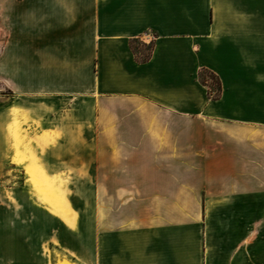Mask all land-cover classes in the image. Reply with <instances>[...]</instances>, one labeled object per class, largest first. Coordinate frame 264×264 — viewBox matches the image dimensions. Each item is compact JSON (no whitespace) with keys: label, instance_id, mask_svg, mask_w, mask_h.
Listing matches in <instances>:
<instances>
[{"label":"crops","instance_id":"crops-1","mask_svg":"<svg viewBox=\"0 0 264 264\" xmlns=\"http://www.w3.org/2000/svg\"><path fill=\"white\" fill-rule=\"evenodd\" d=\"M0 9L9 32L0 72L18 95L0 115L41 122L19 148L13 142L9 162L23 167L24 189L54 220L35 239L31 264H264V0H0ZM149 33L143 60L133 44ZM203 70L219 79L218 98ZM82 115L141 123L138 150L153 154L154 174L130 217L124 190L97 192L84 172L42 155L49 134L54 152L75 151ZM17 151L24 163L13 161ZM33 161L60 205L29 183L24 165ZM176 168L195 178L174 187ZM203 199L218 203L205 208Z\"/></svg>","mask_w":264,"mask_h":264},{"label":"rangeland","instance_id":"rangeland-1","mask_svg":"<svg viewBox=\"0 0 264 264\" xmlns=\"http://www.w3.org/2000/svg\"><path fill=\"white\" fill-rule=\"evenodd\" d=\"M4 10L0 9V64L4 58V49L9 42V32L5 31V24L1 20ZM149 34V40L141 37L134 41L133 47L139 57L147 56L152 49L155 34ZM5 75L6 73L0 72L1 109L7 107L10 96L12 98L9 100L12 101L18 96L14 95L15 90L6 85ZM200 75L201 82L208 86L209 97L218 98L220 94L218 95L217 76L209 70L201 71ZM211 94L218 95V97H213ZM63 116L49 115V118L50 120L53 119L52 121L58 120L60 122ZM69 116L71 117V115ZM79 119L82 141L75 151L54 152V144L58 141L49 134L47 150L41 154L47 161L57 165L58 170L67 168L76 173L84 172L94 181L97 192L99 189L102 192L106 188L107 192H111L113 195L115 192L124 190L130 198L122 201L124 210L121 213L122 216L130 217L136 210V191H147L150 184L146 181H151L154 174V169L151 166L153 154L141 149L138 150L141 137L135 133L141 128L139 119L136 115H82ZM69 121L74 122L71 118ZM46 124L48 132L51 133L53 128L48 123ZM40 129L41 122L33 119L30 115H0V264L33 263L30 261L37 259V251L39 250L38 241L35 239H38L41 230L47 229L49 224L54 223L52 216L46 211L41 212L35 206L30 193L24 189L23 167L9 162L14 142L13 132H17L21 141L25 142L29 140L27 132L32 134V131L35 133ZM121 130L123 135L120 134ZM131 132L133 134L127 135ZM226 141L227 143L231 142L230 140ZM121 144L122 146H119ZM23 146L25 144L22 143L20 148L22 149ZM31 155L35 160L37 159L33 154ZM198 159L199 156L193 154V165H196L194 160ZM186 170L198 169L192 167ZM181 171L183 172V169L176 168V176L173 179L174 187L180 181H190L195 178L194 174L179 175ZM105 180L107 181L106 184ZM69 188H72V185ZM69 201L75 208L81 204L73 192L69 194ZM114 202V209L117 207L119 209L120 200ZM143 202L144 206L149 203L145 200ZM187 202L189 206L195 203L193 199ZM199 203L205 208H215V203L218 202L203 199L199 200ZM216 219L215 215L210 216L209 222L210 220L216 222Z\"/></svg>","mask_w":264,"mask_h":264},{"label":"bare ground","instance_id":"bare-ground-1","mask_svg":"<svg viewBox=\"0 0 264 264\" xmlns=\"http://www.w3.org/2000/svg\"><path fill=\"white\" fill-rule=\"evenodd\" d=\"M13 140H14L15 145L19 148L21 140H20L19 135L16 132L13 133ZM25 160H26L25 156L22 155L19 151H17V153L15 154L13 158V161L17 163H24ZM24 170L28 175L29 183L35 189H37V191L41 192L49 202L53 204H57V205L61 204V201L56 193V189H55V185L53 181H51L50 177L46 175L45 171L40 166V164H38L35 161L31 163H27L24 165Z\"/></svg>","mask_w":264,"mask_h":264},{"label":"trees","instance_id":"trees-1","mask_svg":"<svg viewBox=\"0 0 264 264\" xmlns=\"http://www.w3.org/2000/svg\"><path fill=\"white\" fill-rule=\"evenodd\" d=\"M152 48H153V45H152ZM152 50V49H151ZM134 52L137 54V52H136V50L134 49ZM138 55V54H137ZM150 55H151V51H150V53L147 55V56H144V57H141L143 60H146V59H148L149 57H150ZM199 76H201V75H199ZM218 84H219V90H218V95L220 94V91H221V84H220V81H219V79H218ZM215 94H216V92H215ZM218 95H212L211 94V96H213V97H218Z\"/></svg>","mask_w":264,"mask_h":264}]
</instances>
